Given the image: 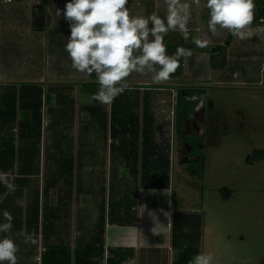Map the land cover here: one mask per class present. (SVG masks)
<instances>
[{
  "label": "crops",
  "instance_id": "0c3cea01",
  "mask_svg": "<svg viewBox=\"0 0 264 264\" xmlns=\"http://www.w3.org/2000/svg\"><path fill=\"white\" fill-rule=\"evenodd\" d=\"M67 2L37 0L31 6L19 0L8 4L6 21L12 23L0 35L6 32L13 38L14 52L0 51V60L14 65L20 58L23 65L21 71L0 76V88L9 85L17 97L14 114V107L8 108L10 93L1 91L0 122L8 121L11 112L15 122L22 112L35 114L36 109L37 116L31 122L35 131H26V150L31 153L24 162L18 140L12 142V155L6 156L10 152L8 133L0 132V171L15 185L14 191L0 185V213L9 211L13 223L17 219L24 226L26 219H39L36 245L40 257L49 247L59 246H69L74 254L83 233L85 240L93 239L103 219V242L95 246L103 245L104 264L115 256L117 260L122 257L119 264H174L177 251L184 255L188 246L176 243L175 235L180 241L189 238L186 214H190L191 195L182 187L177 197L174 186L160 185L158 177L174 175L176 163L184 174L198 175L193 172L194 164L202 160L176 131L178 97L205 95L210 84V88L234 84L241 88L238 90L261 85L264 22L252 24L251 35L244 40L224 29L213 34L204 21V0H189L192 20L188 39L172 31L165 43L169 54L175 52L169 46L177 45L193 54L182 58L171 79L159 85L153 84L150 76L132 74L126 90L105 104L95 98L99 87L95 74L76 72L64 50L70 35L63 17ZM6 4L0 0L1 7ZM129 7L135 15H166L164 0H129ZM259 7L255 0L254 15ZM197 38H206L208 46L198 47L193 42ZM217 47L224 51H214ZM20 79L29 81L33 90L23 92L17 85L22 83ZM24 102L28 106L23 110ZM200 112L203 108L195 110L185 126L187 139L202 138L198 133L206 124ZM48 156L55 183L40 178L42 182L32 185L36 176H46ZM201 222L199 245L206 253L208 233ZM43 223L52 225L48 235ZM57 233H63L62 237Z\"/></svg>",
  "mask_w": 264,
  "mask_h": 264
},
{
  "label": "rangeland",
  "instance_id": "374dc122",
  "mask_svg": "<svg viewBox=\"0 0 264 264\" xmlns=\"http://www.w3.org/2000/svg\"><path fill=\"white\" fill-rule=\"evenodd\" d=\"M15 1L19 0L12 2L1 0L4 4L7 3V6H0V34L3 28L9 26V22L12 23L6 21L7 8H10L8 4ZM36 1L23 0V4L35 6ZM256 1L259 6H264V0ZM29 21L30 24L33 22L30 17ZM204 21L207 22V13ZM34 23L37 24V21ZM193 34L197 35L196 32ZM12 44L13 38L6 32L0 35L1 52L9 51L12 54L14 52ZM5 61L0 60V76L22 70L23 64L20 58L16 59L14 65ZM20 80L22 83L17 85H21L23 92L33 87L29 81ZM261 80V85L250 84L242 90H238L241 88L234 84L211 88V84L208 85L206 94L198 95L204 99L203 112L199 115L205 121V129L198 133L202 138H192L193 154L202 159L194 164L193 172L198 175L184 174L183 169L176 163L172 170L174 175L158 177L160 185L171 183L174 186L177 197L182 194L180 191L182 187L187 195H191L190 205L187 207V212L190 214H186L189 216L187 219L190 224L189 238L182 240L181 237L180 241L175 235L176 243L181 246L184 242L188 243V246L184 255L177 251L174 264H189L193 256L201 252L198 236L202 220L208 233L205 250L214 257L213 264H264V158L256 157V152H264V72ZM6 88L1 87L0 94L1 91L10 93L8 108L14 107L12 111L15 114L17 97L9 89V85ZM23 105L24 110L25 104ZM22 113L15 122L14 114L11 112L12 117L8 121L0 122V132L8 133L10 152L6 156L12 155L14 152L12 142L18 140L20 158L24 162L25 157L30 156L31 153L26 150L28 141L26 131H35L31 122L36 121L37 111L35 109V114ZM46 160V176H36L32 185L42 182L40 178H44L47 184L55 183L54 176L50 175L52 170L49 156ZM70 183L71 177L68 184ZM178 221V218L175 219L176 227ZM44 227L45 223L42 228ZM16 238L21 245L29 246L23 252L19 248L18 264H41V257L38 255L40 252L38 253V250L34 252L36 248L31 251L36 243V237L24 232ZM31 252L36 253V256L31 255ZM69 255L67 250L60 247L57 260L62 264H68Z\"/></svg>",
  "mask_w": 264,
  "mask_h": 264
},
{
  "label": "clouds",
  "instance_id": "9594fccd",
  "mask_svg": "<svg viewBox=\"0 0 264 264\" xmlns=\"http://www.w3.org/2000/svg\"><path fill=\"white\" fill-rule=\"evenodd\" d=\"M10 2V0H9ZM166 15L132 14L129 0H68L63 17L69 23L70 35L64 46L71 67L79 73L92 75L98 82L95 98L111 103L127 87L132 74L150 76L153 84L169 81L180 67L182 58L190 57L191 49L178 47L168 53L165 38L169 32L179 31L189 37L192 5L189 0H164ZM207 9V28L215 34L228 30L241 40L250 35L254 21L255 0H204ZM57 15L61 10L57 9ZM198 47H207L209 41L194 39ZM190 101L195 110L204 106L201 96ZM0 185L14 191L8 175L0 171ZM13 216L0 213V264H18L19 245L12 235ZM210 253H197L189 264H213Z\"/></svg>",
  "mask_w": 264,
  "mask_h": 264
},
{
  "label": "trees",
  "instance_id": "16d2710c",
  "mask_svg": "<svg viewBox=\"0 0 264 264\" xmlns=\"http://www.w3.org/2000/svg\"><path fill=\"white\" fill-rule=\"evenodd\" d=\"M261 18H264V6H260L259 7V11L256 15H254V21L252 24H256L257 22H259V20H261ZM171 50L176 51V49L178 47H181L179 45L177 46H169ZM214 51H218V52H222L224 51V48L221 47H217L215 49H213ZM215 66V65H214ZM219 66H224V64L219 65ZM86 86H92V85H86ZM193 95H198L196 93H191L189 97L185 98L182 95H179L178 97V103H177V118H176V123H177V128L176 131L179 135V137H181L182 139L184 138V140H186L187 143H189L192 147V150L194 148V144L192 142V138L191 139H187L184 135V129L185 126L189 120V118L191 117V115L194 113L195 111V103L190 101V97ZM22 98H24L27 101V95L26 96H22ZM25 103V102H24ZM25 106L27 108L28 104L27 102L25 103ZM30 108V107H29ZM257 154V159H263L264 158V152L263 151H259L256 152ZM20 182H23V180H20ZM17 219H15L14 223H13V229H12V235L13 238H16L17 236H21L24 232L27 234H31L34 237H36L38 235L39 232V219H26V224L25 226L21 223L16 222ZM100 225H98L97 229L98 232L96 234H94V238L90 239L89 241L85 240L86 237V232L83 233L84 238H82L81 240L78 241V246L77 248L74 250V254L71 250V248L69 246H62L61 249L63 250H67L69 255V262L68 264H104V247L101 244L100 248H96V243L98 242H103L102 240V226H103V219H100ZM25 227V228H24ZM52 225L48 224L44 227V232L46 233V235H48L50 233V231H52ZM63 233H57V235L59 237H62ZM16 236V237H15ZM101 239V240H100ZM19 245L20 251L23 252V250L28 249V245L27 244H23L21 245L18 241V239H15ZM58 240H61V238H59ZM37 241V239L35 240V242ZM36 248V250L34 252L37 251V245L36 243L34 244V246L31 248V251L34 250ZM31 252V255H35L36 253ZM60 253V246L53 248V247H49L48 249L45 250V252L41 255V264H62L60 261L57 260V255H59ZM21 254V253H19ZM54 256H56V258H54ZM118 256V255H117ZM117 257L115 256L114 258L112 257H108L107 259V264H119V261L121 260L122 257H119L118 260L116 259Z\"/></svg>",
  "mask_w": 264,
  "mask_h": 264
},
{
  "label": "built area",
  "instance_id": "2783aa9c",
  "mask_svg": "<svg viewBox=\"0 0 264 264\" xmlns=\"http://www.w3.org/2000/svg\"><path fill=\"white\" fill-rule=\"evenodd\" d=\"M3 1L9 2V0H3ZM12 1H14V0H10V2H12ZM261 22H264V19H261Z\"/></svg>",
  "mask_w": 264,
  "mask_h": 264
}]
</instances>
